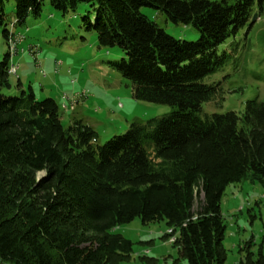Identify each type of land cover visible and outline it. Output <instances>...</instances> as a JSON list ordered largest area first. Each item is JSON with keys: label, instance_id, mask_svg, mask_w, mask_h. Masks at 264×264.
Segmentation results:
<instances>
[{"label": "trees", "instance_id": "trees-1", "mask_svg": "<svg viewBox=\"0 0 264 264\" xmlns=\"http://www.w3.org/2000/svg\"><path fill=\"white\" fill-rule=\"evenodd\" d=\"M45 5L98 47L122 52L109 65L135 100L173 110L101 145L81 120L63 125L65 101L38 100L31 87L11 84L18 51L10 39L27 18L41 20ZM263 7L264 0H0V264H119L132 244L115 230L136 218L173 230L186 264H226L219 203L227 185L246 178L264 187V99L238 114L202 115L221 91L204 80L239 57L237 42ZM142 8L192 26L198 39L168 35ZM241 264H251L250 254Z\"/></svg>", "mask_w": 264, "mask_h": 264}, {"label": "rangeland", "instance_id": "rangeland-1", "mask_svg": "<svg viewBox=\"0 0 264 264\" xmlns=\"http://www.w3.org/2000/svg\"><path fill=\"white\" fill-rule=\"evenodd\" d=\"M43 9L41 20L29 17L26 26L15 31L23 40L17 43L18 53L11 58L17 71L10 82L16 85L19 81L24 90L31 87L38 100L51 98L59 106L63 101L68 103L65 99H76L74 111L61 107L65 127L72 119L83 118V123L97 134L98 144L103 145L122 135L131 123L144 124L173 110L167 105L135 100L130 83L109 65L123 58L118 48L98 47L96 37L78 31L71 17L47 5ZM141 12L174 38L193 42L199 37L192 26L173 24L149 8ZM237 43L239 57L234 63L204 80L206 84H219L221 91L202 105V115L229 111L238 114L247 101L264 99V7L246 38ZM5 48L0 39V59ZM219 207L225 226V263L241 264L247 254L251 264L264 260V187L251 178L227 185ZM167 230L163 222L142 225L138 218L117 227L116 233L132 244L129 259L119 264H172L174 260L186 264L179 259L178 247L165 236Z\"/></svg>", "mask_w": 264, "mask_h": 264}, {"label": "bare ground", "instance_id": "bare-ground-1", "mask_svg": "<svg viewBox=\"0 0 264 264\" xmlns=\"http://www.w3.org/2000/svg\"><path fill=\"white\" fill-rule=\"evenodd\" d=\"M19 36V39L16 40V41H11V51L15 49V45L19 42H21L23 40V37L20 36L19 34H15V36L13 37H18ZM16 71H17V68H16ZM11 74H13L11 71H10ZM68 103H63L62 106L65 108V109H73L74 108V100H68V99H65ZM165 236L168 238L169 240V243L172 244V245H176L177 242H178V235L177 234H174L173 233V230L171 229H168Z\"/></svg>", "mask_w": 264, "mask_h": 264}, {"label": "built area", "instance_id": "built-area-1", "mask_svg": "<svg viewBox=\"0 0 264 264\" xmlns=\"http://www.w3.org/2000/svg\"><path fill=\"white\" fill-rule=\"evenodd\" d=\"M19 39V36L18 37H12L11 39H10V42L11 41H16V40H18ZM10 71L13 73V75H15L16 74V67L15 66H12L11 68H10ZM74 100V105L76 104V99H73ZM61 107H63L62 105H61ZM64 108V107H63ZM74 109V108H73ZM73 109H66L65 111H72Z\"/></svg>", "mask_w": 264, "mask_h": 264}, {"label": "crops", "instance_id": "crops-1", "mask_svg": "<svg viewBox=\"0 0 264 264\" xmlns=\"http://www.w3.org/2000/svg\"><path fill=\"white\" fill-rule=\"evenodd\" d=\"M81 121H82V122H85L83 118H82V120H81ZM84 124H85V123H84ZM89 127L91 128V126H89ZM91 129H92V128H91Z\"/></svg>", "mask_w": 264, "mask_h": 264}, {"label": "water", "instance_id": "water-1", "mask_svg": "<svg viewBox=\"0 0 264 264\" xmlns=\"http://www.w3.org/2000/svg\"><path fill=\"white\" fill-rule=\"evenodd\" d=\"M254 20H255V16H253V18H252V22H254Z\"/></svg>", "mask_w": 264, "mask_h": 264}]
</instances>
